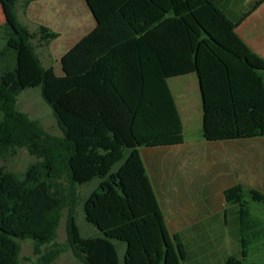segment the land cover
Listing matches in <instances>:
<instances>
[{"label":"trees","instance_id":"16d2710c","mask_svg":"<svg viewBox=\"0 0 264 264\" xmlns=\"http://www.w3.org/2000/svg\"><path fill=\"white\" fill-rule=\"evenodd\" d=\"M21 1L26 10L35 0H0L14 26L6 38L21 51L0 49V158L25 150L36 162L0 176V237L33 241V264H55L66 250L80 264H118L113 241L125 245L124 264H181L186 251L167 231L138 149L183 144L168 80L190 74L199 84L205 141L264 137V60L215 0H85L97 25L60 58L56 76L31 42L47 45L58 34L44 26L30 33L17 19ZM23 87L40 88L61 136L17 110ZM95 179L83 215L100 236L82 238L79 188ZM223 195L238 207L245 258L255 223L243 186ZM249 196L264 206L263 193L251 189ZM63 212L66 244L56 240ZM20 252L14 243L15 263ZM225 264L242 261L230 256Z\"/></svg>","mask_w":264,"mask_h":264},{"label":"crops","instance_id":"0c3cea01","mask_svg":"<svg viewBox=\"0 0 264 264\" xmlns=\"http://www.w3.org/2000/svg\"><path fill=\"white\" fill-rule=\"evenodd\" d=\"M215 1L219 8L231 21H240L235 28V34L252 53L264 60V0ZM259 1H261V3L256 8H254L255 4ZM248 2H250V4H246ZM26 11L27 13L31 12V19L39 24L38 27L47 25L55 28L57 30L55 33L58 34V38L56 40L60 39V33L62 32H68V34H72L74 24L76 25L74 32L76 30L88 28L92 25L90 31H88L84 36L90 33L97 25L96 20L93 17V14L85 0H35L28 5ZM84 36H82L75 42H72V36L68 35L67 37L63 38L59 42V46L55 50V54L59 55L61 58ZM43 67H53L55 75L62 76L60 62L58 66L53 64ZM168 86L170 88V82L168 83ZM197 86L199 90L198 80ZM170 90L173 95L183 127V144L178 146L139 148L138 152L144 165L147 177L150 181L151 187L153 189L154 195L157 199L158 205L163 214L167 231L170 236H179L186 251V259L182 262L188 264H201L198 261L197 263L196 261L192 263L190 259H197L206 256V254L208 253L206 250H204L206 241L207 245H213V250L211 249L213 251L212 254H214L217 247L220 248L223 245V241L225 242L228 236V217H230L233 222L231 223L234 226L233 237L234 239L237 238V240L240 241V232L238 226V207L236 205L227 204L223 195L224 191L230 187L218 188L219 199H217V201H213V199H210L208 201L206 199H203L198 200L194 203H190L185 199V195L181 191H179V189H164L165 181H162V168L160 169L159 166L160 163H162L161 159H163L164 157L160 156L161 158L159 160V155L155 152H159L160 150H173L174 148H177L176 150H178V154H175V156H168V159L170 157L174 159L180 156V153H182V150H184L185 145L190 144L189 142L187 143V137L190 139H194L192 143L206 146V151H218L219 149H221L220 151H228L232 154H237L239 151L245 152L244 155L237 156L234 160H232L234 162V166L231 165L230 168L226 164V162H228L227 157H225L224 159V166L217 165L216 162H214L215 164L212 166L213 173L219 172V176H222V171L227 172V169H229L230 171L238 172L239 175H241V177L244 179L245 185L250 186V190H257L264 194V137L230 140V142L243 141L249 144H253V146H250L246 149L233 145L224 147L225 145L222 144L228 141L207 142L204 140L202 133V100L200 91H198V94L194 95L192 94L194 92L185 91L184 89L182 90L181 85L178 86L177 84L175 85L174 91H172L171 88ZM198 133H200V136H198ZM195 146L196 145H192L191 147ZM128 154L129 151L126 152L124 159L128 156ZM212 158L216 160L214 156H212ZM217 161L219 160L217 159ZM122 162L115 165L113 171H116L121 166ZM172 176H174L173 173H171V177ZM98 184L99 181L97 180L95 188L90 191L89 195L96 189ZM195 184V182L189 183L188 191L189 193L196 195ZM210 185L211 187L213 186V188L216 187L214 183H211ZM157 194L160 195L163 205L160 203L161 200L159 201ZM230 206L232 209L229 215L228 210H230ZM164 207L166 208L168 216L164 215ZM216 227L220 228L218 229L219 232H217ZM221 227L225 236L223 235V233H221ZM260 233L261 231L257 229V224H255L252 235L257 236L260 235ZM99 236L100 234L97 237ZM223 237H225V239ZM113 244L117 252L119 264V250L122 252L123 259L125 253V245L117 241H113ZM117 245H119V248L116 247Z\"/></svg>","mask_w":264,"mask_h":264},{"label":"rangeland","instance_id":"374dc122","mask_svg":"<svg viewBox=\"0 0 264 264\" xmlns=\"http://www.w3.org/2000/svg\"><path fill=\"white\" fill-rule=\"evenodd\" d=\"M250 4V2L246 3ZM16 15L18 21L27 28V30L32 34H37L38 23L31 19V12L27 13L24 8V1H21L17 4L16 7ZM6 25H9L7 28ZM44 25V24H43ZM50 28L52 31L56 32L57 30L53 27L44 25ZM12 20L3 4L0 2V49L4 47H9L16 51L17 56H21V51L17 48V45L14 42H9L6 38L5 32L8 29H13ZM76 25L74 24L72 34H68V32L60 33V39L51 42L50 44L45 45L36 37L32 40V45L35 49L36 54L40 58L43 66L49 65H59L60 56L55 54V50L59 46V42L69 36L73 37L72 42L79 40L82 36H84L90 29L92 25L88 28L75 30ZM18 78L22 84V67H20L18 72ZM170 88L172 91L175 89V85H181V89L185 91L194 92L192 94H198V86L197 79L194 74L187 75L185 77H177L169 80ZM168 82V83H169ZM17 110L26 114L30 119L37 121L40 126L47 131L48 133L54 136H61V132L58 128L56 120L53 116L52 110L50 107L44 102L41 97L40 88H26L23 87L20 95L17 98ZM200 136V133H198ZM187 143L190 144L185 145L184 150L180 153V156L176 158H169L168 156H175L178 154L177 148L173 150H160L158 153L159 160L160 156L164 157L161 159L160 169L162 181H165L164 189L169 190L172 188L179 189L184 195L185 199L190 203H194L198 200L206 199L207 201L213 199V201H217L219 199V189L221 187H232L233 185L240 184L243 186V196L244 200L248 205V209L251 215L252 221L257 224V229L261 231L260 235L252 236L250 234L249 239L251 243L247 249V257L242 258L241 256V244L240 241L234 239L233 237V228L234 226L231 224L232 219L229 218V225L227 228V242L225 243L223 240L221 243L223 244L220 248H216L214 254H212L213 245L205 242V249L208 253L205 257H200L197 259L191 258L190 261L193 263L196 261L201 264H224L228 257L234 256L242 261V264H264V206L259 202H254L251 200L249 196L250 186L245 185L244 179L239 175L238 172L230 171L227 169V172L222 171V176H219V172L213 173V165L216 162L217 165L224 166L225 157H227L228 162H226L227 166L233 165L234 160L237 156L244 155L245 152H238L233 155L232 153L226 151H206V146H201L200 144L192 143L194 139H190L187 137ZM192 145H196L195 147H191ZM224 147L228 146H237L243 147L244 149L253 146V144H249L246 142H224ZM208 152V153H207ZM215 157L216 160L212 158ZM213 159V160H212ZM217 159L219 161H217ZM231 160V161H230ZM36 162V158L30 156L25 150H17L14 156L8 157L6 159L0 158V176L3 172L9 171L16 174H22L26 171V169L32 164ZM171 173L174 176L171 177ZM195 182L196 187V195L189 193V183ZM97 180L92 181L86 185H83L79 188V199L77 202L76 213H75V221L79 230V234L82 238H95L99 235V232L88 224L83 215V203L87 199L90 191L95 188ZM216 185L215 188L211 187L210 184ZM206 185V186H205ZM209 185V186H208ZM260 186V185H259ZM158 195L159 201L161 200L160 195ZM160 203L163 205L162 200ZM233 207V206H232ZM165 208V207H164ZM228 210V214L231 212ZM164 215L168 216L166 212V208L163 209ZM230 215V214H229ZM219 227H216L217 232ZM222 229V227H221ZM229 229V230H228ZM223 233V229L221 231ZM218 234V233H217ZM224 235V233H223ZM218 236V235H217ZM225 236V235H224ZM56 240L61 244H66V233H65V212H63V216L61 218L59 227L57 229V238ZM14 243H19L21 246V252L19 255V262L15 263L13 261V251H14ZM218 243V242H217ZM119 248V245L116 246ZM212 247V248H211ZM124 248V247H123ZM200 249V248H199ZM212 249V250H211ZM119 250V249H118ZM119 264H123L122 252L119 250ZM28 259V261L24 259ZM36 261V256L33 255V241L31 240H21L19 237L12 238H1L0 237V264H33ZM55 264H80L73 256L70 250H66L62 255H60ZM182 264H188L183 263ZM194 264V263H193Z\"/></svg>","mask_w":264,"mask_h":264}]
</instances>
